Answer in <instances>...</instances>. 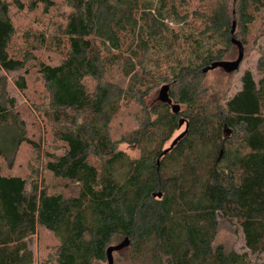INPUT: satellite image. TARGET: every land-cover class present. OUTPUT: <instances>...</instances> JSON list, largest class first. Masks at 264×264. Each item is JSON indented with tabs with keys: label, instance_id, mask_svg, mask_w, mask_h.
<instances>
[{
	"label": "trees",
	"instance_id": "1",
	"mask_svg": "<svg viewBox=\"0 0 264 264\" xmlns=\"http://www.w3.org/2000/svg\"><path fill=\"white\" fill-rule=\"evenodd\" d=\"M192 1L28 0L31 14L61 18L46 34L25 37L12 58V2L0 0V264H35L29 243L38 230L55 241L54 264L107 262L111 243L126 238L127 264H264V47L259 77L244 71L219 107L201 85L202 69L236 48L232 38L243 49L264 40V0ZM48 47L56 64L40 60ZM2 71L24 73L15 84L26 96L27 77L40 80L46 101L33 109L52 125L55 145L43 172L75 186V196L3 174L1 161L22 145L36 155L42 145L27 137ZM160 85L184 110L175 115L157 101L127 138L111 140L125 94L149 99ZM135 103L146 112L143 100ZM179 120L187 132L161 157ZM120 144L139 146L140 157L118 151ZM217 214L239 226L241 253L214 245Z\"/></svg>",
	"mask_w": 264,
	"mask_h": 264
},
{
	"label": "rangeland",
	"instance_id": "2",
	"mask_svg": "<svg viewBox=\"0 0 264 264\" xmlns=\"http://www.w3.org/2000/svg\"><path fill=\"white\" fill-rule=\"evenodd\" d=\"M12 2L13 7V25L15 28V33L10 40L9 44V54L12 58H15L17 50L26 42L27 37L30 33L41 32L46 34L47 29H52L55 25L51 22V19L55 23L61 18L60 15H57V12H52L49 18L42 17L40 11L38 10L35 13H30L28 6V0H8ZM58 4L61 0H52ZM193 6L197 3H200V0H193ZM19 3L24 6L22 9L19 7ZM60 14V13H59ZM264 47V40L250 41L244 47V58L238 71L234 74L225 75L219 70L208 72L204 75V78L201 79L202 93L208 98V101L212 104V108L219 107L222 105L225 99L234 95L240 88V78L244 71L250 70L253 72L255 78L259 77L256 70L257 63L260 58V52ZM41 51L40 60L46 62L47 64L53 65L58 62V57L55 53L49 51ZM237 58V50L234 49L231 52L230 57L223 62L235 61ZM6 63V62H5ZM7 64V63H6ZM9 66V64H7ZM22 72H1V76L7 82V95L9 98L15 100L16 111L19 114L20 119L24 123L26 130V135L30 140L40 141L41 143V155H36L33 149L24 144L22 145L17 152L9 157L7 160L1 161L3 174H12L19 177H24L27 179L38 178V182L42 179V183L50 190L55 193L65 194L68 196H75L77 188L70 184H65L54 180L50 175L43 172L42 163L44 160L45 153L47 151H52V148L55 146L52 143L50 132L51 124L45 126L44 121L40 119L37 112L34 111L33 107L38 108L43 106V99L46 101V95L42 91L43 87L40 80L36 77L35 73H32L27 77V83L29 86V92L27 91V96L18 91L16 87V80L23 75ZM86 85L89 89H92L93 83L88 81ZM164 85V84H162ZM160 85L157 89H154L151 92L149 99H140L139 95H134L131 93H126L124 100L119 103L118 111L116 117L114 118L113 123L110 125L109 136L111 140L117 141L119 138H127L134 130L137 129L140 121L144 118L150 110L157 107V97L158 92L161 88ZM174 92V89H171ZM29 96V98H28ZM43 98V99H42ZM135 98V99H134ZM206 98V99H207ZM135 100H143L145 105V111H142L141 108L136 105ZM30 102L35 103L38 106L31 105ZM148 103V104H147ZM209 103V102H208ZM172 105H175L173 102ZM177 105V104H176ZM46 107H43L41 110H44ZM180 112L184 110L183 107L179 106ZM185 130L183 125L179 130L173 135L172 139L165 145L164 149L169 148L172 141L180 136ZM233 134L230 135L232 139ZM117 150L123 152L131 159H137L140 157L141 151L140 147L135 145H117ZM35 175H33V174ZM166 174H170V171H167ZM38 175V177H36ZM40 177V178H39ZM32 178V179H33ZM217 231L215 238V246L223 247L227 252L234 251L241 253L243 250V238L239 226L235 223H230L221 214H217ZM124 239L120 241H114L111 243V247L121 244ZM56 246L55 241L51 238L50 235L42 231L37 232V235L31 239L29 243V248L34 254L35 264H54L52 256L54 253V247ZM109 246V247H110ZM127 249L122 250L116 254H112L113 264H127L128 254ZM256 259L252 258V263H255ZM95 264H107L95 263Z\"/></svg>",
	"mask_w": 264,
	"mask_h": 264
},
{
	"label": "water",
	"instance_id": "3",
	"mask_svg": "<svg viewBox=\"0 0 264 264\" xmlns=\"http://www.w3.org/2000/svg\"><path fill=\"white\" fill-rule=\"evenodd\" d=\"M234 30H235V23L233 22L231 35H233ZM231 43H232V45H234L237 48L236 60L231 61V62H214L211 65H209L208 67L202 69L203 74L214 71L216 69H221L225 74H231V73L238 71L240 64L242 63L243 58H244V49H243L242 44L239 41L235 40L234 38L231 39ZM168 92H169V87L166 85L162 86L158 92L157 101L160 102L161 104H165V105L169 106L171 109V112L173 114L177 115L179 113V106L178 105H172V102L169 98ZM183 125L185 126L184 132L172 141L169 148H167L166 150H164L161 153V155H160L161 157L165 156L176 145V143L186 134L187 125L184 123L183 120H179V123H178L179 128H181ZM156 164H157V166H159V159H157ZM153 197L154 198L155 197L160 198L161 194L160 193L154 194ZM129 244H130V242L126 238L121 244L114 246V247H109L106 250L107 264H113V262H112V254L113 253L119 252L123 249H126L129 246Z\"/></svg>",
	"mask_w": 264,
	"mask_h": 264
},
{
	"label": "flooded vegetation",
	"instance_id": "4",
	"mask_svg": "<svg viewBox=\"0 0 264 264\" xmlns=\"http://www.w3.org/2000/svg\"><path fill=\"white\" fill-rule=\"evenodd\" d=\"M223 134H224V137L229 138L232 133L229 129H225Z\"/></svg>",
	"mask_w": 264,
	"mask_h": 264
}]
</instances>
